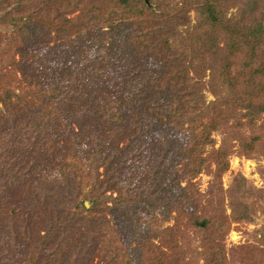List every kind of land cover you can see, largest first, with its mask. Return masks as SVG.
Returning <instances> with one entry per match:
<instances>
[{
    "label": "trees",
    "instance_id": "trees-1",
    "mask_svg": "<svg viewBox=\"0 0 264 264\" xmlns=\"http://www.w3.org/2000/svg\"><path fill=\"white\" fill-rule=\"evenodd\" d=\"M75 1L54 0L51 6L49 0H0V19L17 28V39L29 47L22 57H30L26 63L32 67L25 81L13 79L27 85L25 98L18 96L17 104L0 98L8 108L28 113L15 126L28 134L19 149L26 152L21 165L9 163L14 150H7L8 135L0 131V264H87L85 258L96 255H112L116 263L122 249L110 223L151 224L171 211L156 209L147 220L138 216L151 198H145L148 187L160 197L171 189V205L179 204L192 228H206L199 198L182 186V174L196 176L212 162L220 173L228 170L234 153L229 141L245 127L260 131L256 137L263 142L264 0H88L87 6L83 0L82 10ZM7 10L12 14L4 18ZM78 11V17H103L107 39L78 46L77 37L51 38ZM72 55L83 63L72 67ZM85 64L97 65L96 72H83ZM97 73L101 79L92 78L94 86H83ZM206 92L215 100L208 102ZM77 113L79 122L66 121L64 116ZM154 130L158 139L149 135ZM219 130L225 139L216 148L213 134ZM67 132L72 143L61 148L55 168L28 160L37 149L57 147ZM20 138L13 136L11 143ZM143 155L154 159L138 175L133 164ZM112 198L113 206H106ZM236 200L234 219L250 220L247 205L240 196ZM103 206L110 219L99 213ZM21 221L24 228L18 230L14 226ZM100 227L112 238L102 248L104 256Z\"/></svg>",
    "mask_w": 264,
    "mask_h": 264
},
{
    "label": "rangeland",
    "instance_id": "rangeland-1",
    "mask_svg": "<svg viewBox=\"0 0 264 264\" xmlns=\"http://www.w3.org/2000/svg\"><path fill=\"white\" fill-rule=\"evenodd\" d=\"M53 1L49 0L48 4L52 6ZM176 1L179 2L181 0ZM79 2L75 1L74 7L81 10L90 3L88 0H85V5L83 0H79ZM12 12L17 13V8L15 10L12 9ZM234 12V10L231 11L232 14ZM10 14L12 13L7 10L4 12L3 17L9 18ZM78 14L79 11L71 16L72 22L70 24L63 25L61 29L63 33L55 35L53 31L51 38H59L61 36L66 40L77 37L78 39L73 41L78 46L86 45L91 42L92 38L100 39L103 37L107 39V28H109V25L103 17L95 14L78 17ZM190 16L192 19L191 23L194 25L196 23L195 13L191 12ZM33 22L38 21L34 20ZM17 35V28L9 27L0 19V98L7 99L5 102L11 101L12 103L17 102L16 99H20L18 96L23 95V98H25L28 90L27 85L19 87L18 83H15L13 79L17 78L25 81L24 78H27L26 76L29 77L32 72L30 69L32 67H28L26 63L30 57L24 55L22 57V53L27 54L26 50L29 47L26 44H21V40L19 41L16 37ZM234 47L236 49L235 45ZM98 54L102 55L103 53L101 51ZM67 55L69 56V53ZM115 56L118 55L116 54ZM73 58L74 55H72L70 60L72 67L83 63V60L74 62L72 61ZM22 59L23 61H21ZM144 61L145 59L141 58L140 63L146 65ZM132 62L137 64L136 59H133ZM96 67L98 66L92 67L89 64H85L81 68L83 72L88 74L96 72ZM99 73L95 77L88 76L89 80L85 79L82 82L83 86H94L95 82L97 83V80L101 79L98 75ZM92 78H95V82ZM206 97L208 102L215 100V97L209 92H206ZM23 102L26 104L27 99H24ZM16 109L15 106L14 109L12 107L8 108L4 102H0V131L4 130L5 135H8L7 142L10 146H8L7 150H14V153L17 152V157L16 155L14 156V153L9 155L11 158L9 163H12L13 167L16 164H22V155H26V152H23V154L19 149L25 148L27 142L25 138L28 135L24 131L25 128L21 132L15 128L18 122H23L28 117V113L19 112V107ZM64 117L66 121H69V118L76 119L75 123L80 120L78 113L76 116ZM128 117L130 116L125 118L128 119ZM19 134L21 136L20 140L14 141L13 139L11 143V138ZM122 134L125 137L123 142L126 144V138L129 140V137L124 132ZM157 134L158 132L154 130L149 135L158 139L159 135L157 136ZM236 134L238 139L232 138L229 141L230 148L234 153L229 157L228 170L220 173L216 163L212 162L211 164L209 163L208 169H204L196 176L188 175V173L181 176L183 177L182 186L187 187L189 185V192L199 198L200 207L198 214L201 215L199 217L206 220L209 226L201 229L195 228V226L192 228L191 223L184 217L186 216L185 213L178 210L180 208L179 204L171 205V202L175 199L171 189L166 195L162 192L160 197L151 192L152 187H148L150 190L146 192L145 198L146 200L150 196L151 198L144 203L146 209L139 211L138 216L147 220L153 218L154 212L157 214L169 209L171 211L168 218L163 220V217H160L158 220L152 221L151 224L143 222L135 227L132 223H125L122 226H117L114 222L110 223L109 229H112L115 232L116 239L120 240L121 245L118 243L117 245L122 249L121 256L123 258L114 260L116 263H113L112 259L114 257L112 255H107V258H101V255H96V257L89 256L85 258L87 264H89L91 258L92 262L90 264H126V262L131 260L133 264H139L138 260H141V264H264V138L263 140L260 139V141H263L260 143L256 137L261 136L260 131L251 127L240 129ZM64 136V140L57 142V147L53 149L47 148L42 151L37 149L36 154H33L28 160L31 159L38 163V166L41 164L49 167V169L50 167L55 168L58 160L63 156L61 148L66 150L69 148L70 145L68 143L70 144L72 141L73 134L67 132ZM213 137L216 140V148H219L225 139V135H221L219 130L213 134ZM101 144H104V142ZM249 147H252L250 151ZM85 154L83 152L84 156ZM84 156H81L82 160L90 157L86 155L84 158ZM136 159L137 161L133 165L138 171L134 173L141 175V172H146L149 169L154 156L150 155L149 158V155H143L140 161L139 157ZM24 160L25 158H23V162ZM100 172H103V169H100ZM128 172L130 173L131 170L129 169ZM87 190L88 188H85L84 192ZM45 192L48 194V188L45 189ZM237 193L248 207V213L251 218L248 221H237L234 219L235 211L233 207L238 204L236 198H239ZM116 196L117 194L113 193V197ZM22 197V193L18 192L17 198L20 199ZM113 199L109 200V204H106V206H113ZM17 203L16 209L21 210L18 201ZM86 206L90 208L88 202ZM147 206L150 208H147ZM155 206L156 208H154ZM102 208L99 213L102 217L106 216L110 219V212L104 206ZM156 209L158 212L155 211ZM20 213L24 212L21 211ZM103 225L107 228V224ZM14 227L20 230L24 228V222L21 221L20 224L18 223ZM144 231L149 232L147 236ZM97 232L98 236H104L99 253L104 256L102 248L107 245L109 240L112 242V238L109 234L107 235V229L100 227ZM135 240H139V243L135 242Z\"/></svg>",
    "mask_w": 264,
    "mask_h": 264
}]
</instances>
